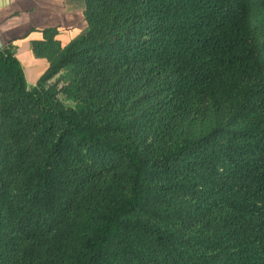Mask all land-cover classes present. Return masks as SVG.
<instances>
[{
	"label": "trees",
	"instance_id": "trees-1",
	"mask_svg": "<svg viewBox=\"0 0 264 264\" xmlns=\"http://www.w3.org/2000/svg\"><path fill=\"white\" fill-rule=\"evenodd\" d=\"M67 1L0 47V264H264V0Z\"/></svg>",
	"mask_w": 264,
	"mask_h": 264
},
{
	"label": "crops",
	"instance_id": "crops-1",
	"mask_svg": "<svg viewBox=\"0 0 264 264\" xmlns=\"http://www.w3.org/2000/svg\"><path fill=\"white\" fill-rule=\"evenodd\" d=\"M81 3L67 0H0V47L12 43L33 85L48 69L46 57H38L32 42L43 38V30L56 28L57 38L65 46L87 28Z\"/></svg>",
	"mask_w": 264,
	"mask_h": 264
}]
</instances>
